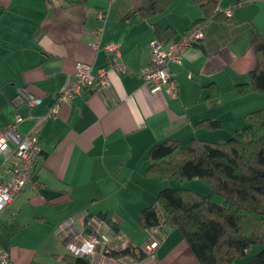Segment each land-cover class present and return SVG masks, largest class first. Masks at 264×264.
I'll list each match as a JSON object with an SVG mask.
<instances>
[{
  "label": "crops",
  "instance_id": "obj_1",
  "mask_svg": "<svg viewBox=\"0 0 264 264\" xmlns=\"http://www.w3.org/2000/svg\"><path fill=\"white\" fill-rule=\"evenodd\" d=\"M216 1L220 14L206 23L205 39L186 50L181 65L170 64L179 91L169 96L151 92L140 74L150 62L149 44L159 39L158 26L170 29L166 47L181 38L204 17L200 4L172 0L166 11L144 17L137 10L149 0H0V129L19 113L18 129L35 131L41 147L34 180L0 215V248L10 251L13 264H73L61 224L73 220L90 231L87 222L95 219L103 238L112 239L116 230L96 218L100 213L140 247L161 240L156 257L137 264H200L179 228L146 230L137 222L139 210L174 186L147 174L146 156L155 143L228 138L246 124L247 113L264 107L263 92L238 91L256 66L252 41L264 38V0ZM228 8L233 16L227 19ZM99 28L102 44L119 45L131 72H110V88L85 90L41 120L54 94L74 81L78 61L94 73L108 67L109 54L93 45ZM24 92L40 103L17 101ZM205 119L221 127L200 124ZM16 161L0 154V180L9 179ZM103 264L113 262L104 257Z\"/></svg>",
  "mask_w": 264,
  "mask_h": 264
},
{
  "label": "trees",
  "instance_id": "obj_2",
  "mask_svg": "<svg viewBox=\"0 0 264 264\" xmlns=\"http://www.w3.org/2000/svg\"><path fill=\"white\" fill-rule=\"evenodd\" d=\"M246 1L238 0L236 5ZM192 2L200 4L204 11V17L195 24L206 25L220 14L216 0ZM171 3L172 0H149L137 13L150 17L166 11ZM223 14L230 18L224 11ZM169 30L156 27L158 38L168 39ZM252 49L256 66L249 73V80L238 84L241 94L264 93V38L260 34L252 41ZM200 124L221 127L220 121L212 119ZM146 158L149 176L179 181L198 178L209 190L202 193L178 186L161 189L157 204L140 210L138 223L142 229L179 228L200 264H232L257 246L243 264H264V107L247 113L246 124L228 138L211 141L194 137L188 145H182L168 137L155 143ZM96 218L109 223L116 230L115 235L120 234L118 223L106 214L100 213ZM69 254L73 264H92L87 257ZM107 255L114 259L130 255L137 261L148 257L139 245L111 250Z\"/></svg>",
  "mask_w": 264,
  "mask_h": 264
},
{
  "label": "built area",
  "instance_id": "obj_3",
  "mask_svg": "<svg viewBox=\"0 0 264 264\" xmlns=\"http://www.w3.org/2000/svg\"><path fill=\"white\" fill-rule=\"evenodd\" d=\"M224 13L227 17L233 16L232 8L224 10ZM205 30L206 25L202 23L195 24L181 38L171 41L167 47L165 41L160 39H154L150 42V62L141 69L140 74L151 92L163 91L169 96L178 94L179 86L174 72L170 69V64L181 65L186 50L205 39ZM101 32V28H99L93 45L96 49L103 47L109 54L108 67L100 68L94 73L91 64L78 61L74 81L69 82L54 94V104L50 111L41 117V120L56 116L61 106L69 103L85 90L110 88L112 85L110 72H131L121 59L122 54L119 45L102 44L100 40ZM17 101L27 102L29 107H34L40 103L41 98L24 92L18 97ZM23 119L24 117L17 113L14 122L0 129V154L4 156L5 160H10L13 156L17 160L10 169L9 179L6 181L0 180V215L14 201L28 182L34 180L35 166L41 153L37 133L35 131L23 133L18 129L17 125ZM35 185L38 187L39 182H35ZM97 224L95 219H90L87 225L91 230L86 231L85 229H78L73 220L62 223L59 231L68 251L75 256L89 258L92 264H103L104 257L110 259L113 264H137L138 261L130 255L116 259L108 256L107 252L111 250L128 246L135 248L137 245L122 234H116L112 239H104ZM160 241L158 238H152L143 247L149 258L154 259L156 257V250L160 245ZM99 249H102L103 252L100 258L98 257ZM0 264H13L11 253L7 249L0 248Z\"/></svg>",
  "mask_w": 264,
  "mask_h": 264
},
{
  "label": "rangeland",
  "instance_id": "obj_4",
  "mask_svg": "<svg viewBox=\"0 0 264 264\" xmlns=\"http://www.w3.org/2000/svg\"><path fill=\"white\" fill-rule=\"evenodd\" d=\"M171 184L174 185L173 187H176V186H178V187H189V188H194L195 187V189H197V190L198 189H204L205 192L208 191L206 183L203 180L198 179V178L188 179V180H184V181H179V180H175L174 179V180L171 181ZM198 191H200V190H198ZM139 212H140V210H139ZM258 247L259 246L249 250L248 255L246 257L247 260H249L251 258V256L253 255L254 250H257Z\"/></svg>",
  "mask_w": 264,
  "mask_h": 264
},
{
  "label": "bare ground",
  "instance_id": "obj_5",
  "mask_svg": "<svg viewBox=\"0 0 264 264\" xmlns=\"http://www.w3.org/2000/svg\"><path fill=\"white\" fill-rule=\"evenodd\" d=\"M3 179V178H2Z\"/></svg>",
  "mask_w": 264,
  "mask_h": 264
}]
</instances>
